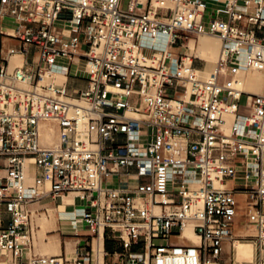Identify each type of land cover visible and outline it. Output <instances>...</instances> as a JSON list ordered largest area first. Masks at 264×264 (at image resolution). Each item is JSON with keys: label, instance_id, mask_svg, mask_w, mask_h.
<instances>
[{"label": "built area", "instance_id": "2783aa9c", "mask_svg": "<svg viewBox=\"0 0 264 264\" xmlns=\"http://www.w3.org/2000/svg\"><path fill=\"white\" fill-rule=\"evenodd\" d=\"M156 1L0 0V33L20 43L0 52V264H65L32 253L31 206L73 192L83 205L71 222L90 231L75 264H105L106 238L130 264L218 261L238 195L264 264V93L245 100L221 74L240 57L264 72V0ZM203 33L221 40L207 80L173 49ZM161 34L165 45L150 41ZM73 63L88 77L78 96L66 87ZM49 120L53 147L41 141Z\"/></svg>", "mask_w": 264, "mask_h": 264}, {"label": "bare ground", "instance_id": "6f19581e", "mask_svg": "<svg viewBox=\"0 0 264 264\" xmlns=\"http://www.w3.org/2000/svg\"><path fill=\"white\" fill-rule=\"evenodd\" d=\"M156 2L157 1L154 0V4H156ZM168 2L170 4V1H168ZM200 35L202 37L199 39L196 52H198L199 55L206 57L207 65H205L203 67L204 69L203 68H201V69L195 68V69H196L197 74L202 79L207 80L211 77V75L213 73L218 71L217 62H218V58H219L220 50H221V40L216 35L210 34V33H203V35L202 34H200ZM218 39L220 40V50H219L218 58H217L216 62H214V55L216 54V49L218 47ZM150 41L155 42L156 44L165 45L166 42L168 41V36L161 34V35L156 36L155 38L150 39ZM190 49L191 48H190V43H189V46L186 49V53L191 60V56L195 55L196 53L195 54H194V52L189 53L188 51H190ZM195 49L196 48H193L191 51H195ZM14 57H16V56H13L12 58H14ZM12 58H11V60H12ZM221 74H222V80H223L225 87L236 89V91L239 93L240 92L249 93V94L264 93V72L260 71V70H253V69L246 68L244 60L242 57L239 58V65L237 67H235L233 69H230L227 67L223 68L221 70ZM63 80H65V77H63V76L57 77L58 83L63 82ZM228 120H230V118H228ZM41 125H42V138H41L42 143L46 146H49V147L56 146L59 143L56 124L53 121L49 120V121L43 122ZM71 194L78 195L80 202H82L81 195L79 193L73 192ZM67 198H69V197H67V196L63 197L64 202ZM74 202H78V200L72 201L69 205H62L60 207L63 209L61 212L66 213L68 210H71L73 212L76 211V212L80 213L81 211L77 210L78 209L77 207H76V209L73 207L72 204ZM38 206H41V205H39L38 203H35L31 206L32 228H33L34 232H36V230H35L36 225L34 223V219L36 218V216H37L36 213L39 210ZM48 220L49 219L47 218V215H46L44 222L42 220V222L44 223L43 228H44L45 224H47ZM79 222L80 221L75 222V223L70 222V225H71L70 230H72L74 227H78L80 225ZM41 227H42V224H41ZM56 228H57L56 226H53L51 228H44L43 232H44L46 238L49 239L50 233L49 234H47V233L49 231L55 230ZM184 235L188 236L195 244L199 243L200 238L197 236V234L194 231L192 232V224H187L185 226ZM34 236H35V233H34ZM34 243H35V239H34ZM231 245H235L240 256L242 258H246L245 261L251 262L253 260V254H254L253 253V247L250 244H245V243L240 242V240L235 239V240H233ZM231 245H228V249L230 248ZM35 247H36V245H35ZM54 257H58L60 260L64 261L62 259V257H60V256H54ZM206 264H221V263L218 261L208 260L206 262Z\"/></svg>", "mask_w": 264, "mask_h": 264}, {"label": "rangeland", "instance_id": "374dc122", "mask_svg": "<svg viewBox=\"0 0 264 264\" xmlns=\"http://www.w3.org/2000/svg\"><path fill=\"white\" fill-rule=\"evenodd\" d=\"M127 2H128V0H125V5L127 4ZM10 25H12V24L7 23V22L5 23V26H10ZM190 36H191L190 40H183V42L187 43L189 41L188 42V46H189V43H190V48L191 49L188 52L189 53L194 52V54L196 53L195 55H192V56L190 55L191 58L193 59L194 64L202 63V64H206L207 65V61H205L206 57L205 56H201V55L198 54V52H196L199 39L202 36L201 35H195V34H191ZM180 42L181 41H179L177 43V46L180 45ZM193 48H196L195 51H191ZM186 49L187 48L185 47L184 48V52H186ZM219 50H220V40L218 39V47L216 49V54L214 55V62H216V60L218 58ZM146 53L150 54L151 51L146 50ZM200 57L205 59V60L201 59ZM169 91H170V93H173V90H169ZM247 97H249L248 99H250L251 94H244V99L245 100H246ZM72 196L78 197V195H76V194H72ZM44 201L45 202L46 201L52 202L53 200L51 198H47ZM57 202H60V199H58ZM88 202H89V200H87V203ZM238 202H239V206H238L239 213H238V218L236 219V222L234 223V230H235V232H238V234L236 233L237 236H235L233 240L238 239L242 243L250 244L253 247V253H254L253 254V260L251 262L245 261L246 258H242L240 256V254L237 251L235 245H231L233 240H232V242H228L227 243V248L225 247L226 249H224V253L217 260L220 261V263H222V264L224 263L225 260L228 261L227 264H259L260 251H259V248L257 247L256 242H255L256 239L253 236V234H255V229H254V226H252L251 224H249V222H247L248 220L246 218V212H247L246 204H247V200L242 195H238ZM81 205H83L82 202L77 204V206H81ZM59 206H60V204L56 208H53L50 205H47L45 207L38 206L39 210H38L37 214H39V215L36 216V218L34 219V223L36 225V228H35L36 232L33 231V243H34V239H35L34 245H36L35 254L49 255V256L52 255L51 253H45L44 251H40V249H39L38 240H41V238H42V236H41L42 231L44 230V228H48L46 226H53L54 225V226L57 227L56 222H57V218H58L59 215L64 217V218H68V217L72 216L74 214V212H75V211L73 212L71 210H68L66 213H62L61 211L63 209L60 208ZM1 211L2 212L5 211L4 207L1 208ZM46 215H47V218L49 220L47 221V224H45V226L43 228V225H44L43 222H44V219H45ZM41 219L43 220V222H42ZM241 220H244L243 224L241 223ZM60 222H63L65 225H67V228L64 229V233L61 235V239H62V242H63V250L65 251V246H66L67 243H70V245L73 248L72 252L70 253L71 260H69L68 262L64 261V263L65 264H75L74 263V257L76 255L75 254V249H76V241L78 239V236H76V235H74L72 233H69L71 225H70V222L68 220L64 219V220H60ZM41 224H42V227H41ZM85 227H87V226H85ZM192 232H193V226H192ZM34 233H35V236H34ZM248 233H250L249 234L250 236L247 235ZM51 235H53V234H51ZM54 235H58V234H54ZM171 240L173 242H180L181 241V239L179 237H173V238H171ZM109 242H110V245H113V243H115V241H113V239H109ZM228 245H231L229 249H228ZM121 250H122V248H121ZM130 251L131 252H141L143 250H141V246H138V247H135V248L132 247V249ZM102 255L103 254H101V256H100V264H104ZM263 255H264V253H263ZM64 256H65V253H64ZM109 257H114V256L108 255L106 257L105 264H106V261H108ZM121 258L125 259L124 260V264H130V263L127 262L129 260V255L123 256Z\"/></svg>", "mask_w": 264, "mask_h": 264}, {"label": "crops", "instance_id": "0c3cea01", "mask_svg": "<svg viewBox=\"0 0 264 264\" xmlns=\"http://www.w3.org/2000/svg\"><path fill=\"white\" fill-rule=\"evenodd\" d=\"M145 1V0H144ZM20 43L19 41H17L14 38H10V37H6L3 36L0 33V52H5L8 48L10 47H19ZM173 49L174 51L178 52V53H183L184 49L182 48L181 44L177 46V44L173 45ZM183 50V51H182ZM24 59H30V57H26V56H16L14 58H12L11 60V64H16L19 61H22ZM203 59V58H201ZM205 60V59H203ZM206 61V60H205ZM75 63H73L72 66V70H71V74L68 76L67 80H66V87H67V91L68 94L71 96H78L79 92L86 89L88 82L87 79L88 77L85 74H81V73H76V67L74 65ZM194 64V62H193ZM206 64H202V63H198V64H194V66L196 68H203ZM204 69V68H203ZM3 172H0V174L2 175ZM71 194V193H70ZM66 195L67 198L64 202V199L66 198H52V197H47V198H51L53 201L52 202H48V201H44L47 198L42 199L41 201L38 202L39 205H41V207H45L47 205L52 206L53 208H56L59 204L61 207L62 205H69L72 201L78 200V202H74L72 205L73 207L76 209L77 204L80 202V199L76 196H72V194L70 195ZM60 199V202H57V200ZM35 204V203H34ZM52 204V205H51ZM0 215L4 218V226H7L10 222L9 219V214L4 211L2 213H0ZM35 215V214H34ZM36 215L38 216L39 214L36 213ZM68 220L69 222H71L72 216L68 217V218H64L62 216H58L57 218V228L55 230L49 231L47 234H49V239L46 238L44 232L42 231V238L41 240H38V244H39V249L40 251H44L45 253H51V256H60L62 257V259L66 262H68L69 260H71L70 258V253L72 252L73 248L70 245V243H67L65 246V251L63 250V242L61 239V235L64 233V229L67 228V225H65L63 222H60V220ZM244 220H241V223L243 224ZM248 222V221H247ZM54 226V225H53ZM53 226H47L48 228H51ZM86 225H82L80 228H78V230H75V228H73L72 230H70L69 233H72L76 236H78V239L76 241V249H75V254L77 255V252L79 250V247L81 245H83L85 243L84 239L88 237V235L90 234L89 228L85 227ZM41 231V230H40ZM233 232H234V236H237L238 232H235L234 227H233ZM237 233V234H236ZM53 234V235H51ZM54 234H58L57 236ZM250 233H248L247 235H249ZM110 239V238H106ZM181 241L180 242H175L177 244H182V245H188L189 241L185 238H180ZM106 240H105V244H106ZM114 241V240H113ZM59 242V243H58ZM57 243V244H56ZM227 248V245L225 246ZM225 248V249H226ZM35 245L34 248L32 249V253L35 254ZM105 250L109 255H114L115 253H121L123 250H121V246L117 245V243H113V250L112 251H108L106 249V245H105ZM65 253V256H64ZM76 255L74 257V260L76 258ZM118 260V263L120 264H124V258H119V259H114V257H109L107 264H111V262ZM63 261V262H64ZM228 261L225 260L223 264H227Z\"/></svg>", "mask_w": 264, "mask_h": 264}, {"label": "trees", "instance_id": "16d2710c", "mask_svg": "<svg viewBox=\"0 0 264 264\" xmlns=\"http://www.w3.org/2000/svg\"><path fill=\"white\" fill-rule=\"evenodd\" d=\"M106 249L108 251H112L113 250V245H110L109 239L106 240Z\"/></svg>", "mask_w": 264, "mask_h": 264}]
</instances>
